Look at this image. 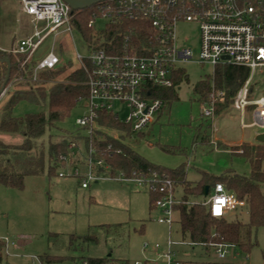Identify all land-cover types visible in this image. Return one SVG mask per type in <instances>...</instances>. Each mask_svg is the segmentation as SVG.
<instances>
[{"label":"rangeland","instance_id":"obj_1","mask_svg":"<svg viewBox=\"0 0 264 264\" xmlns=\"http://www.w3.org/2000/svg\"><path fill=\"white\" fill-rule=\"evenodd\" d=\"M109 24V19L101 17L96 19L94 29L100 34ZM29 32H32V25L21 10L20 0H0V49L12 47L16 39ZM62 38L66 40L63 44ZM178 38L192 49L194 59L179 67L182 80L177 81L174 87L176 99L171 102L164 100L162 111L143 132L132 133L126 139H121L115 130L108 132L154 165L173 170L183 166L190 182L199 181L203 173L216 177L227 172L249 175L250 163L231 151L242 142L248 143L257 132L264 131L257 127L241 128V115L233 108L235 98L228 114H215L213 119L203 116L202 105L213 102L216 107L223 102V95L212 86L210 96L203 102L195 88L212 80L218 67L198 63V23L181 22ZM49 45L50 40H47L44 48ZM89 49L93 46L75 28L72 35L60 38L56 53L63 64L74 69L79 66L77 52L87 55ZM14 81L13 78L0 97V113L18 87ZM249 91L250 98L264 95V69L257 70ZM117 109L124 120L126 108L116 104ZM46 110L23 101L14 107L13 115L22 118ZM86 113L87 106L83 101L63 122L48 130L44 140L38 141L36 151L43 150L47 155L50 140L59 142L66 134L75 133L77 120ZM252 116L253 110L249 108L245 115L246 123L253 122ZM24 140L20 134L0 132V142L6 146L15 148ZM82 168L85 170L84 164ZM58 174L57 168L52 176L46 172L27 177L22 190L0 184V240L8 239L11 244L8 252L4 249L0 264H39L30 256L37 257L41 264H46L47 258H50L48 264H82L89 258L132 264L136 260H144V243L166 244L168 228L157 222L160 213L150 209L151 197L146 190L116 181L100 182L87 190L81 188L78 178H61ZM177 189L183 191L180 185ZM205 198L203 195L202 199ZM231 217L244 223L248 221L246 211H237ZM180 230V222L177 221L173 226L175 240L182 239ZM86 236H92L96 241H85ZM240 247L249 254L250 262L264 264V227H244ZM176 251L177 258L182 260H200L204 254L202 247L178 246Z\"/></svg>","mask_w":264,"mask_h":264},{"label":"built area","instance_id":"obj_2","mask_svg":"<svg viewBox=\"0 0 264 264\" xmlns=\"http://www.w3.org/2000/svg\"><path fill=\"white\" fill-rule=\"evenodd\" d=\"M20 3L22 12L30 20L32 32L16 40L7 52L22 56L24 63L35 62L32 80L37 81L40 72L54 70L60 65L57 44L61 37L73 34L75 13L79 11H74L64 0H20ZM97 5L102 12L101 17L110 22L120 19L148 21L154 31V39L148 54L137 53L126 43L121 52L105 49H89L87 55L77 52L78 67L87 77V113L77 120L78 129L71 134L85 138L86 144L78 141L69 144L68 154L59 157V177L78 178L82 189H88L94 182L107 180L134 184L149 193H160L156 201V210L160 213L157 222L168 228L166 244L144 243V260H136L132 264H255L235 242L223 239L194 241L182 230L179 232L182 239L175 240L173 226L179 221L175 207L183 202L177 199L175 182L155 171L129 177L123 173L110 175L111 167L104 152H99L94 145L93 135L96 131L104 132L119 141L108 132L110 129L99 126V119L105 113L128 126L132 133L143 132L154 123L164 107V100L157 97V92L173 88L180 65L194 59L192 49L179 41L178 25L181 22L199 25L198 63L212 67L230 64L250 70L249 78L235 97L233 108L241 115L242 129L257 127L264 131V95L249 97L255 73L264 69V0H108ZM96 19L89 23V27L95 26ZM47 40H50V45L44 48ZM61 41L62 44L66 42L65 38ZM14 80L17 83L22 78ZM116 104L126 108L124 120L121 112L116 110ZM249 108L253 110V122L250 124L245 121ZM202 114L213 119L215 104H203ZM111 149L112 145H109L108 151ZM186 203L204 206L213 218L223 220H231L235 212L246 208V202L227 191L222 183L215 184L205 199ZM4 241L8 252L10 241ZM178 246L202 247L204 254L200 260H182L177 258ZM30 258L41 263L35 256Z\"/></svg>","mask_w":264,"mask_h":264},{"label":"trees","instance_id":"obj_3","mask_svg":"<svg viewBox=\"0 0 264 264\" xmlns=\"http://www.w3.org/2000/svg\"><path fill=\"white\" fill-rule=\"evenodd\" d=\"M97 7L98 5H95L76 12L74 18L75 28L80 31L88 44L93 46V49L121 52L126 43L131 50L140 54H148L151 51L154 31L148 21L116 20L110 22L107 29L98 34L94 29L95 26L89 27L92 20L102 16V12ZM5 58L10 63L9 82L13 78H22V80L16 83L17 89L9 96L1 110L0 132L20 134L25 140L23 144L15 148L0 142V184L22 190L27 177L43 175L46 172L48 176L55 174L57 168L61 167L58 165L59 157L68 154L71 142L78 141L83 145L86 144L85 138L75 137L68 133L59 142L49 139L47 155L43 150L36 151L38 141L44 140L48 130L63 122L81 102L87 99L88 89L85 85L87 77L82 69L79 67L68 68L61 59L57 68L40 72L37 81H33L32 72L35 62L24 63L22 56L0 50V59ZM216 67L218 68H216L212 80L200 83L195 90L200 93L203 102L210 96L212 86L221 91L223 102H219L215 107V114L221 116L230 112L231 102L234 101L237 93L249 78L250 70L243 66L230 64H221ZM7 72V64L0 61V89L5 82ZM181 80L182 73L179 71L174 77L173 88L159 90L157 97L169 102L176 99L177 94L174 87L176 82ZM23 101L45 107L47 110L17 118L13 115V109ZM98 123L100 127L118 131L121 139L129 138L132 134L128 126L108 113L102 114ZM93 140L98 151L104 152L105 159L111 167L110 175L116 176L123 173L129 177L141 173L148 175L155 171L166 175L177 186H182L185 196L182 199L183 202L175 207V211L182 232L188 235L191 240L223 239L242 245L244 227H264V143H243L231 151L232 154L242 156L250 163L251 172L249 175L227 172L224 176L216 177L203 173L198 182L192 183L187 180L186 168L183 166L173 170L154 165L123 142L111 138L104 132L96 131ZM109 145H112L111 151H108ZM217 183H222L227 191L234 193L239 200L246 202L247 223L238 219H216L210 215L206 207L186 203L190 196H203L207 187L210 190ZM149 194L151 197L150 209L156 210V201L159 199L160 193L154 191ZM84 240L96 241L92 236H86ZM5 247V241L0 240V263L3 260ZM85 261L88 264H103L105 262L107 264H129L126 261L113 263L105 258H89ZM44 262L50 263V258Z\"/></svg>","mask_w":264,"mask_h":264},{"label":"water","instance_id":"obj_4","mask_svg":"<svg viewBox=\"0 0 264 264\" xmlns=\"http://www.w3.org/2000/svg\"><path fill=\"white\" fill-rule=\"evenodd\" d=\"M74 11H83L86 9L91 8L94 5H97L99 3L108 1V0H64ZM225 60H228V58H224ZM1 62H5L8 66V72L6 75V79L5 82L3 84V86L0 89V97L5 93L8 82H9V78H10V63L8 61V59H0ZM256 141L259 143H264V133H261L258 135V137L256 138ZM209 192V188H206V192H205V196L208 195Z\"/></svg>","mask_w":264,"mask_h":264},{"label":"crops","instance_id":"obj_5","mask_svg":"<svg viewBox=\"0 0 264 264\" xmlns=\"http://www.w3.org/2000/svg\"><path fill=\"white\" fill-rule=\"evenodd\" d=\"M31 32H29V33H27V34H25V36L24 37H26V36H28L29 34H30ZM21 38H23V37H21ZM16 40H18V39H16ZM16 40L14 41V43L12 44V47L14 46V44H15V42H16ZM12 47H10V48H8V49H4V48H2V49H0V50H3V51H9L10 49H12ZM1 114V113H0ZM262 132H257L256 134H255V136H254V138L252 139V140H250L248 143H255V142H257L256 141V138L258 137V135L259 134H261ZM254 140H255V142H254ZM242 143H244V142H242ZM196 144H197V142H196ZM107 180H105V181H97V182H94V183H92L91 185H90V187L88 188L89 190L92 188V186L93 185H95V184H97V183H100V182H106ZM117 182V181H116ZM198 182V181H197ZM118 183H121V182H118ZM192 183H196V182H192ZM121 184H125V183H121ZM87 189V190H88ZM138 190H142V189H139L138 188ZM176 196H177V199H183V197L185 196V194H184V192L183 191H179V189H177V194H176ZM189 200H202V196L201 197H189L188 198ZM159 213V212H158ZM160 215V214H159ZM159 217V216H158ZM143 228V227H142ZM142 231H143V229H142ZM30 258V257H29ZM39 264H41V263H39Z\"/></svg>","mask_w":264,"mask_h":264}]
</instances>
